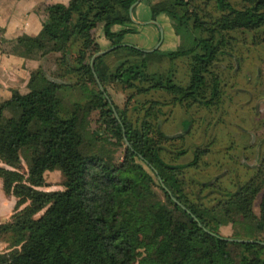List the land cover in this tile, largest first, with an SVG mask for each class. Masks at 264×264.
<instances>
[{
  "label": "trees",
  "instance_id": "obj_1",
  "mask_svg": "<svg viewBox=\"0 0 264 264\" xmlns=\"http://www.w3.org/2000/svg\"><path fill=\"white\" fill-rule=\"evenodd\" d=\"M134 1L48 4L44 33L1 36L26 57L56 53L60 75L75 81L53 79L38 66L30 72L27 91L12 89L0 99V178L4 192L17 198L13 213L0 221V241L6 243L0 264H264L263 243L230 240L225 237L233 236L219 231L223 224H242L264 240V191L259 214L252 208L264 177L224 195L202 194L201 186L189 191L186 170L198 164L203 151L196 150L188 162L167 159L163 134L155 136L150 118L158 101L142 100L143 117L135 123L108 92L109 84H119L140 94L166 92L180 103L203 97L199 102L210 105L220 84L213 62L235 32H264V0H146L151 18L164 13L180 43L153 51L121 44L94 58L115 114L90 64L101 49L92 29L102 22L109 45L121 43L126 32L136 31L129 14ZM114 24L122 27L113 30ZM73 39L79 44L75 65L67 61ZM182 57L188 59L186 82L175 76L174 61ZM69 90L81 98L67 104ZM90 110L104 126L103 139L124 144L120 160L88 148L84 112ZM53 169L62 172L63 187L38 188L44 171Z\"/></svg>",
  "mask_w": 264,
  "mask_h": 264
},
{
  "label": "rangeland",
  "instance_id": "obj_2",
  "mask_svg": "<svg viewBox=\"0 0 264 264\" xmlns=\"http://www.w3.org/2000/svg\"><path fill=\"white\" fill-rule=\"evenodd\" d=\"M136 10L141 11L139 14L133 11L140 20L146 19L150 14L146 0H140ZM168 20L170 22V19ZM97 25L92 29L96 41L101 37V29ZM141 25L139 30L136 28V31L126 32L121 43L133 44L140 48L153 47L159 39V36L156 37V28L160 33V25L156 24V26L148 22ZM163 37L165 41L170 38L167 44L170 47L166 49H174L180 43L176 33L171 34V37L164 34ZM161 43L160 48L164 47ZM231 43L229 47L223 48L224 53L213 62V69L220 79L219 94L208 106L197 100H185L180 103L172 98L171 94L162 91L140 94L119 84L108 86V92L114 103L126 108L135 123L143 117L145 108H142V100L152 98L159 102L151 108L150 118L155 136L160 137L158 136L160 132L163 134L161 136L163 155L176 162H188L193 158L196 150H202V154L198 152L200 155L198 164L186 170V175L190 177L189 182L191 180L187 189L195 192L201 186L204 187L202 194L210 190L214 191L210 196H218L216 191L219 189L234 190L238 184L246 180L264 177V32H235ZM108 45L100 44V47L103 49ZM78 47L77 40L73 39L67 54L69 64H76L74 57ZM56 55L53 52L45 53L40 63L41 68L53 79L66 83L74 82L73 75H60ZM31 58L41 59L34 56ZM174 65L176 79L186 82L188 59L178 58L174 61ZM90 85L93 86L92 83ZM69 91L72 94L69 95L67 92L64 99L67 104L71 100L81 98L77 90ZM0 99L4 98L0 97ZM84 114L87 117L88 148L105 152L112 161L120 160L124 144L117 146L103 139L105 130L98 120L96 110L85 111ZM182 150L183 153H178ZM20 169L24 172L27 170L24 160ZM43 177L44 182L38 188L51 190L63 187L64 176L59 169L45 170ZM204 182L208 183V186H204ZM263 191L264 184L256 193L252 203L256 214H259ZM16 199L15 195L4 192L0 178V221L8 219L13 213ZM26 203H22L18 208H22ZM250 230L242 224L231 222L219 227L220 233L224 236L242 239H256L263 236V234H253ZM5 249L6 243L0 241V251Z\"/></svg>",
  "mask_w": 264,
  "mask_h": 264
},
{
  "label": "crops",
  "instance_id": "obj_3",
  "mask_svg": "<svg viewBox=\"0 0 264 264\" xmlns=\"http://www.w3.org/2000/svg\"><path fill=\"white\" fill-rule=\"evenodd\" d=\"M69 0H0V97L8 98L11 94L12 89H17L21 92L27 91V81L30 72L40 66L42 57L31 58L26 57L20 53V49L13 47L7 42H1V36L11 39L21 34H27L30 36H39L44 33L43 21L46 17L45 6L48 4L60 2L67 3ZM140 4V1L136 3L132 10L133 17L140 22H135L133 25L139 30L145 23H151L156 25L155 21L162 28V43L164 47L161 49L169 48L168 41L170 38L164 40V34L171 37L173 32L169 18L164 14L160 13L156 19H152L151 15L145 19L140 20L133 11L135 10L138 14L141 11H137L136 8ZM99 29H101V37L97 39L101 45H108L109 40L105 37L103 32V23L99 22ZM157 26V25H156ZM122 25L114 24L113 30L121 28ZM155 28V27H154ZM157 29V36H160L159 29ZM165 41V42H164ZM137 44V42H136ZM5 49H4V48Z\"/></svg>",
  "mask_w": 264,
  "mask_h": 264
},
{
  "label": "water",
  "instance_id": "obj_4",
  "mask_svg": "<svg viewBox=\"0 0 264 264\" xmlns=\"http://www.w3.org/2000/svg\"><path fill=\"white\" fill-rule=\"evenodd\" d=\"M139 1H140V0H135V1L130 5V7H129V14H130V17H131V19H132L133 22H140V21H137V20L133 17V15H132L133 7H134V5H135L136 3H138ZM153 21H154L156 24H158L157 21H155V20H153ZM159 27H160V33H161V34H160V38H159V40L157 41V43H156L153 47H150V48H141L142 50H144V51H153V50H155V49H157V48L159 47V45H160V43H161V41H162V28H161V26H159ZM121 44H129V43H118V44H114V45H109V46H107V47H105V48H103V49H100V50L96 51L95 53H93V55L91 56V59H90V64H91V67H92V71H93V74H94V78L96 79V81H97L98 85L100 86V88L104 91L105 96H106L107 99L109 100V102H110V104H111V106H112V108H113L115 114H117V111H116V109H115V106L113 105V103H112L110 97L107 95V93L105 92V90H104L102 84L100 83V81H99V79H98V77H97V75H96V73H95L93 63H94V58H95L97 55L103 54V53H105V52H107V51H109V50H111V49H113V48H115L116 46L121 45ZM130 45H133V44H130ZM134 46H136V45H134ZM136 47H138V46H136ZM138 48H140V47H138ZM125 139H126V138H125ZM126 143L129 144V142H128L127 140H126ZM155 171H156V170H155ZM158 179L161 180V177L158 176ZM225 238L230 239V240H235V241H256V242H260V243H263V244H264V240L242 239V238H235V237H225Z\"/></svg>",
  "mask_w": 264,
  "mask_h": 264
},
{
  "label": "flooded vegetation",
  "instance_id": "obj_5",
  "mask_svg": "<svg viewBox=\"0 0 264 264\" xmlns=\"http://www.w3.org/2000/svg\"><path fill=\"white\" fill-rule=\"evenodd\" d=\"M159 38H160V36H159ZM159 40V39H158ZM159 48V47H158ZM176 48V47H175ZM202 93H201V96H203L204 95V88L202 89ZM218 94H219V89H218V93H217V95L216 96H218ZM172 95V94H171ZM172 97H173V95H172ZM199 99H203V97H201V98H199ZM199 99H197V101L199 102L200 100ZM191 100H196L194 97L193 98H191ZM178 101V100H177ZM179 102V101H178ZM185 122L183 121V124H184ZM186 123H188V122H186ZM239 186V184L236 186V188ZM235 188V189H236ZM211 191V190H210ZM216 193L217 194H219V195H224L225 193H226V190H222V189H219V190H217L216 191Z\"/></svg>",
  "mask_w": 264,
  "mask_h": 264
}]
</instances>
